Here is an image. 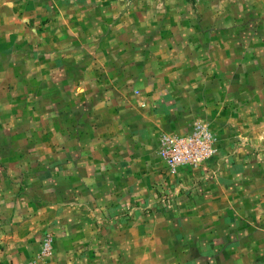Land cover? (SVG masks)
Instances as JSON below:
<instances>
[{
    "label": "rangeland",
    "instance_id": "374dc122",
    "mask_svg": "<svg viewBox=\"0 0 264 264\" xmlns=\"http://www.w3.org/2000/svg\"><path fill=\"white\" fill-rule=\"evenodd\" d=\"M195 133L209 155L170 166ZM212 190L264 234V0H0V264H264L201 215Z\"/></svg>",
    "mask_w": 264,
    "mask_h": 264
},
{
    "label": "crops",
    "instance_id": "0c3cea01",
    "mask_svg": "<svg viewBox=\"0 0 264 264\" xmlns=\"http://www.w3.org/2000/svg\"><path fill=\"white\" fill-rule=\"evenodd\" d=\"M89 148L91 149H89L90 151H87V147H85V145H83V147L81 148V158L83 161L82 163H85V165H87L86 175L88 184L91 185V187H93V184H95V187H99L101 182H103L101 181V175L102 172H104L103 169L106 167V164L111 161V157L110 155H102L99 157V155L96 156L95 154H93L90 161V157L87 154H92V152L94 153V150H96L97 147H95L94 149L91 147ZM131 149H133L131 152H128L124 149V153L129 154V157L124 159L125 161L130 162L128 164L129 166L127 167L134 169L135 167L144 169V172L142 171V174L135 171L132 172V178H136V180L152 181L154 179L153 166L151 163H147V161H144L148 158L146 157V155L148 154L146 145H144L143 143L142 146L140 144H138V146L133 145ZM98 153H100V151H98ZM122 153L123 152L120 150L118 153L119 155L116 156L114 160L122 161V159L119 158L121 157ZM117 194H120V191L114 190L113 199L115 201L119 200ZM245 196H247L246 193L238 194L237 192L233 193V191L230 190H228L224 194H220L218 191L212 190L203 196V206L200 211H202L201 215H203V217H205L204 219H206L207 221L211 218H214V216H217V219L219 220V224L217 225V228H219V232L223 231L222 234H226L227 236H229L232 242L240 244L241 248H239L240 250L238 249L239 251L237 252L238 254H241V258H244L245 256L246 259V257H248L250 254L249 246L247 245V243L256 240V244H259L260 248H263L264 239L262 237L264 236V234L262 233V227L260 226V223L258 222V224L255 226L251 225L250 220L244 217L240 207H238L240 200H245ZM255 200H257V207L259 205L264 206L263 195H258ZM198 212L199 210H197V213H195L194 210L191 211L192 215H196L198 214ZM259 219H261V217H259ZM223 224L224 227H221ZM221 228L223 230H221ZM259 251L261 250L259 249ZM262 255H264V252L262 253Z\"/></svg>",
    "mask_w": 264,
    "mask_h": 264
},
{
    "label": "built area",
    "instance_id": "2783aa9c",
    "mask_svg": "<svg viewBox=\"0 0 264 264\" xmlns=\"http://www.w3.org/2000/svg\"><path fill=\"white\" fill-rule=\"evenodd\" d=\"M210 141L209 135L204 133H195L182 139H168L165 142V152L170 166H197L209 155Z\"/></svg>",
    "mask_w": 264,
    "mask_h": 264
}]
</instances>
